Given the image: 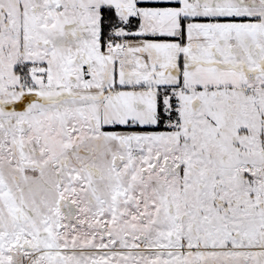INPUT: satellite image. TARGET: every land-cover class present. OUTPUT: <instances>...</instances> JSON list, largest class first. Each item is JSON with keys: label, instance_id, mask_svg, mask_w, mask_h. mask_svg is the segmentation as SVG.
Instances as JSON below:
<instances>
[{"label": "snow or ice", "instance_id": "6c2138e0", "mask_svg": "<svg viewBox=\"0 0 264 264\" xmlns=\"http://www.w3.org/2000/svg\"><path fill=\"white\" fill-rule=\"evenodd\" d=\"M0 264H264V0H0Z\"/></svg>", "mask_w": 264, "mask_h": 264}]
</instances>
